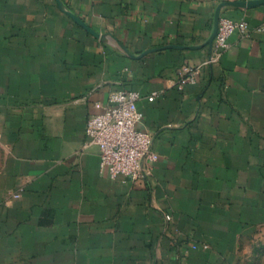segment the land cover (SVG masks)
<instances>
[{
    "label": "crops",
    "instance_id": "1",
    "mask_svg": "<svg viewBox=\"0 0 264 264\" xmlns=\"http://www.w3.org/2000/svg\"><path fill=\"white\" fill-rule=\"evenodd\" d=\"M220 16L264 0H0V264H264V32L208 63ZM119 89L158 154L136 181L86 145Z\"/></svg>",
    "mask_w": 264,
    "mask_h": 264
},
{
    "label": "built area",
    "instance_id": "2",
    "mask_svg": "<svg viewBox=\"0 0 264 264\" xmlns=\"http://www.w3.org/2000/svg\"><path fill=\"white\" fill-rule=\"evenodd\" d=\"M264 32V24L251 26L245 19L220 16L213 37V54L207 62H216L230 47V37H249ZM206 62V63H207ZM199 67L183 66L176 85L194 83ZM157 93H152L150 98ZM139 92L119 89L109 95L103 110L91 114L85 125L87 144L96 145L99 155V169L106 171L111 179L119 177L136 181L148 176L158 154L152 148V133L141 126L143 113L137 105ZM100 107V103H95ZM18 192L13 193L18 197ZM170 219V215H165Z\"/></svg>",
    "mask_w": 264,
    "mask_h": 264
},
{
    "label": "water",
    "instance_id": "3",
    "mask_svg": "<svg viewBox=\"0 0 264 264\" xmlns=\"http://www.w3.org/2000/svg\"><path fill=\"white\" fill-rule=\"evenodd\" d=\"M217 23H218V19H217ZM216 28H217V24H216ZM215 32H216V30H215ZM215 32H214V35H215ZM214 35H213V37H214Z\"/></svg>",
    "mask_w": 264,
    "mask_h": 264
}]
</instances>
